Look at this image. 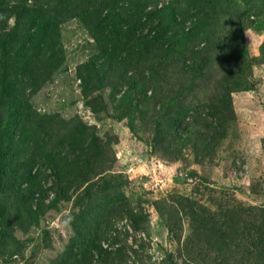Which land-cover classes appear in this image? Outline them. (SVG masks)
I'll use <instances>...</instances> for the list:
<instances>
[{
	"label": "rangeland",
	"instance_id": "rangeland-1",
	"mask_svg": "<svg viewBox=\"0 0 264 264\" xmlns=\"http://www.w3.org/2000/svg\"><path fill=\"white\" fill-rule=\"evenodd\" d=\"M65 1L51 32L59 55L16 75L21 110L13 140H0L12 169L0 264H264V26L255 22L264 0L233 4L250 7L235 20L245 60L207 39L221 19L179 40L181 51L208 44L194 71L166 43L125 61L117 42L107 57L108 42L69 18ZM165 17L171 42L191 25Z\"/></svg>",
	"mask_w": 264,
	"mask_h": 264
},
{
	"label": "trees",
	"instance_id": "trees-1",
	"mask_svg": "<svg viewBox=\"0 0 264 264\" xmlns=\"http://www.w3.org/2000/svg\"><path fill=\"white\" fill-rule=\"evenodd\" d=\"M56 1L0 0V140L4 136H9V139L13 140L16 120L21 110L19 84L16 75L27 67L40 65L39 63L47 57L50 59L59 55L57 52L60 50L51 41V32L56 30L55 28L61 21L54 16ZM65 2L68 7L70 5L71 15L68 16L69 18L77 17L87 28L96 30L98 35L101 33L97 42H100V38L108 42L109 45L105 46L108 50L105 53L107 57L113 56L112 48L117 42L122 45L121 47H124L123 51H128L119 55V58L125 61L130 54L133 55L138 52L143 44H150L149 48L155 50L159 44L166 43L170 45V50L172 47L177 53V57L185 65L186 71H194L199 65L194 58L200 55L199 52L205 51L208 44L206 43L204 49L201 47L197 49L191 45L181 51L178 48L179 40L181 41L182 38L192 39L198 33L197 29L201 30V27L206 25L210 27L215 20L221 19L223 25L221 33L215 39H207L214 40L218 50H223L221 56L234 55L238 56L239 60L246 59V51L241 48L244 45L242 35L236 26L237 22H240V17H247L251 13L248 4L240 11H236L233 4L240 7L238 0H184V5L178 4L181 6L178 9L180 19L176 17V12L173 10V4L176 3V0H168L166 3L159 6L155 4L154 7L150 8H148L149 0H86L85 3L81 2L77 5H73L72 0ZM61 8L62 6L59 7L60 11ZM52 9L54 10L52 11ZM167 11H169L167 24H178V27L180 25L179 29H181L186 20L191 22L186 31L179 33L181 38L172 42L174 33L167 32V26L163 23V20H166ZM256 16V24L264 26V10L261 9L256 12ZM10 17L14 21L11 27H7ZM153 20H157V23L148 26L144 34H141L144 25ZM224 25H233V27L226 30ZM179 29L176 31L179 32ZM162 36L164 37L163 40L161 39ZM261 48L264 53V44L261 45ZM163 52L166 54L168 51ZM252 60L255 62V59ZM90 66H92L91 62L89 63ZM105 66L106 64H104ZM90 70L99 73L101 67L98 66L97 70L92 66ZM101 74L103 76L108 74L107 68L103 69ZM89 79V77L87 80L82 79L83 87L87 86V83L90 82ZM98 79L100 78L98 77ZM242 84L235 83L232 88H237ZM182 108L188 112V106ZM184 119L185 115L183 114L179 118H175L174 124L179 127ZM220 124L218 123V126ZM6 153L3 150L0 151V194L7 188V182L10 180V172L12 171L6 165ZM106 183H108V178L104 177L102 185L105 187ZM12 188L9 187V190ZM3 214V202L0 199V227ZM0 236H3L1 229ZM43 240L46 244L49 243L50 234L48 232L44 234Z\"/></svg>",
	"mask_w": 264,
	"mask_h": 264
},
{
	"label": "clouds",
	"instance_id": "clouds-1",
	"mask_svg": "<svg viewBox=\"0 0 264 264\" xmlns=\"http://www.w3.org/2000/svg\"><path fill=\"white\" fill-rule=\"evenodd\" d=\"M66 223H67V221H66Z\"/></svg>",
	"mask_w": 264,
	"mask_h": 264
}]
</instances>
